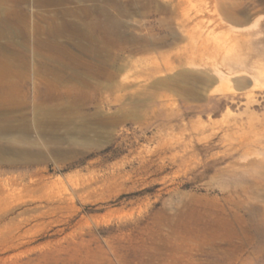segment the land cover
Masks as SVG:
<instances>
[{
    "label": "rangeland",
    "instance_id": "rangeland-1",
    "mask_svg": "<svg viewBox=\"0 0 264 264\" xmlns=\"http://www.w3.org/2000/svg\"><path fill=\"white\" fill-rule=\"evenodd\" d=\"M40 1L0 0L10 26L0 25V79L27 86L13 102L32 100L39 84L87 106L57 147L31 133L42 149L30 167L0 165V184L40 178L0 195V264H264V0ZM69 8L75 15H62ZM86 19L109 61L95 60V91L70 79L69 67L59 81L39 65L61 45L77 51L64 22ZM114 59L125 71L113 83Z\"/></svg>",
    "mask_w": 264,
    "mask_h": 264
},
{
    "label": "bare ground",
    "instance_id": "bare-ground-1",
    "mask_svg": "<svg viewBox=\"0 0 264 264\" xmlns=\"http://www.w3.org/2000/svg\"><path fill=\"white\" fill-rule=\"evenodd\" d=\"M19 1V0H17ZM43 1V0H41ZM40 1V2H41ZM44 1H49L53 4H55L56 2H58V0H44ZM61 2L63 0H60ZM131 1V0H129ZM39 2V0H38ZM42 3V2H41ZM50 3V4H51ZM60 3V2H59ZM82 3V2H81ZM52 4V5H53ZM127 4V3H125ZM79 5V3H78ZM90 5V4H89ZM124 5V4H123ZM41 6V5H40ZM70 6V5H69ZM86 7V6H85ZM104 7V6H103ZM126 7V6H125ZM92 8V7H91ZM74 9V8H73ZM84 9V10H83ZM104 9V8H103ZM129 9V8H127ZM92 9L88 8H82L81 11H84L83 13H89ZM126 10V9H125ZM103 11V10H102ZM114 11V10H113ZM69 13V14H73L75 15L74 10H70L67 9L62 12V15ZM82 13V14H83ZM131 13V12H130ZM2 14V13H1ZM4 14V13H3ZM54 15V14H53ZM67 15V14H66ZM89 15V14H88ZM87 15V16H88ZM3 16V15H2ZM72 17V16H71ZM85 17V16H84ZM93 17V15L91 16ZM105 17H107L105 15ZM57 18V17H56ZM65 18V17H64ZM115 18V17H114ZM53 19V17H52ZM58 19V18H57ZM71 19V18H70ZM77 19V18H76ZM85 19V18H84ZM96 19V18H95ZM108 19V17H107ZM6 20V19H5ZM59 20V19H58ZM73 20V19H72ZM81 20V19H80ZM102 20V19H101ZM104 20V19H103ZM25 22V21H24ZM49 22V20H48ZM53 22V21H52ZM70 22V21H69ZM72 22V21H71ZM87 19L82 21V22H72V23H65L66 24H70L73 28V37H72V41L73 43H75L74 45L76 46V49L78 48L77 51H75L73 48H70L69 45H61V48L63 51H61L59 54L57 55H44L46 56L44 59L41 60V64L39 63L40 66H47V70H45V73L52 74L51 76H54L57 74H60V72L62 73L64 71L67 73V76H69V78H73L78 80L81 84L82 87H84V89H91L93 90V82H91V77H93L96 72L94 71V67L96 64L95 60H98L99 63L101 64H106L105 67L107 66V62L109 63V61H107L106 56H104L103 54L101 55V53L104 52H98L97 49L95 48L96 46H93L96 39L88 34L86 31L88 30V26L90 25L88 23L87 26ZM103 23V22H102ZM110 23V22H109ZM119 23V22H118ZM54 24V22H53ZM62 24V23H61ZM60 24V25H61ZM94 24V23H93ZM96 24V23H95ZM106 24V23H105ZM0 25H2L5 29H7L6 27H10L9 25H6L5 22L3 21V19L0 17ZM59 25V24H58ZM104 25V23H103ZM6 26V27H5ZM94 26V25H93ZM108 26V25H106ZM1 27V26H0ZM2 27V28H3ZM51 27H52V23H51ZM50 27V28H51ZM61 27V26H60ZM70 27V26H69ZM92 27V25H91ZM67 28V27H66ZM52 29V28H51ZM57 29V28H56ZM63 29V28H62ZM3 30V29H2ZM1 30L0 34L3 33V31ZM70 30V29H69ZM96 30V29H95ZM8 31V30H7ZM49 31V30H48ZM67 31V30H66ZM106 31V30H103ZM111 32V30H109ZM21 32V31H20ZM47 32V31H46ZM52 32V31H51ZM50 32V34H52ZM62 32V31H61ZM90 32V30H89ZM114 32V30H113ZM25 33V32H24ZM91 33V32H90ZM104 33V32H102ZM14 34V33H13ZM39 34V33H38ZM37 34V35H38ZM46 34V33H45ZM48 34V32H47ZM57 34V33H56ZM55 34V35H56ZM60 33H58L59 35ZM114 34V33H113ZM187 34V33H185ZM6 35V34H5ZM62 35V33H61ZM102 35V34H101ZM190 35V34H189ZM50 36V35H49ZM116 36V35H114ZM119 36V35H117ZM4 37V36H3ZM42 37V36H41ZM39 39V41H41L42 39ZM53 37V36H52ZM56 37V36H55ZM58 37V36H57ZM54 38L55 43L57 44L58 39ZM62 37V36H61ZM7 38V37H6ZM14 38V37H13ZM38 38V37H37ZM45 38V37H44ZM47 38V37H46ZM51 38V37H49ZM97 38V37H96ZM9 39V38H7ZM68 39V38H67ZM98 39V38H97ZM153 39V38H151ZM150 39V40H151ZM2 40V39H1ZM12 40V39H11ZM47 40V39H46ZM57 40V41H56ZM60 40V39H59ZM66 40V39H65ZM82 40H86L87 43H83ZM99 40V39H98ZM122 40V39H121ZM4 41V40H3ZM50 41V40H49ZM52 41V40H51ZM146 41V40H145ZM156 41V39H155ZM159 41V40H158ZM1 42V41H0ZM43 42V41H41ZM48 42V41H46ZM44 42V43H46ZM119 42V41H118ZM149 42V41H147ZM146 42V44H147ZM3 43V42H1ZM13 43V42H12ZM20 43V42H19ZM32 43V42H31ZM37 43V42H36ZM39 43V42H38ZM65 43V42H64ZM100 43V42H99ZM98 43V44H99ZM7 44V42H6ZM10 44V42H9ZM41 44V43H40ZM49 44V43H48ZM52 44V43H51ZM54 44V43H53ZM55 44V45H56ZM144 44V43H143ZM149 44H154L149 43ZM14 45V44H12ZM29 45V44H27ZM38 45V44H37ZM36 45V46H37ZM43 45V43L41 44ZM5 46V45H3ZM1 45V48L3 47ZM9 46V45H8ZM16 46V45H15ZM48 46V45H47ZM53 46V45H52ZM59 46V45H58ZM98 46V45H97ZM104 46V45H103ZM103 46H99L100 49L103 48ZM6 47V46H5ZM21 47V46H20ZM26 47V45H25ZM33 47V46H32ZM38 48V46H37ZM41 48V47H40ZM39 48V49H40ZM51 48V47H50ZM4 49V47H3ZM2 49V50H3ZM6 49V48H5ZM4 49V50H5ZM23 49V48H21ZM47 49V48H46ZM99 49V50H100ZM7 50V49H6ZM10 50V49H9ZM27 50V49H26ZM41 50V49H40ZM43 50V49H42ZM49 50V49H48ZM104 50V49H103ZM106 50V49H105ZM8 51V50H7ZM55 51V50H54ZM140 51V50H139ZM6 52V51H5ZM13 52V51H12ZM59 52V51H58ZM57 52V53H58ZM39 53V52H38ZM51 53V52H50ZM54 53V52H53ZM56 54V53H55ZM106 55V53H105ZM112 56V55H111ZM41 57V56H40ZM83 57H89V60H84L85 58ZM214 57V56H213ZM109 60V57H107ZM111 58V57H110ZM123 58V57H122ZM87 59V58H86ZM113 59V57H112ZM118 59H114L111 64V67H114V69L112 70H108V72L106 73V76L108 77L109 80H111V82H115V80L122 76V73L125 71V67L124 65H117L116 61ZM95 61V62H94ZM217 61V60H216ZM218 62V61H217ZM224 62V61H223ZM120 63V62H119ZM211 63V62H210ZM241 63V62H239ZM144 65V64H143ZM59 66L60 70H54L52 69V67H56ZM81 67H85L84 71L79 69ZM96 66H98L96 64ZM192 66V65H191ZM61 67H69V69H61ZM99 67V66H98ZM97 67V68H98ZM212 67V66H211ZM264 67V66H263ZM96 68V67H95ZM101 68V67H100ZM104 68V67H103ZM157 68V67H156ZM110 69V67H109ZM208 69V68H207ZM96 70V69H95ZM106 70V69H105ZM142 70V69H141ZM209 70V69H208ZM221 69H215L214 71V75L215 77L219 78V80H225V77L223 76L222 72L219 71ZM37 71V70H34ZM42 71V70H40ZM107 71V70H106ZM259 71V69H258ZM263 73H264V68L262 69ZM98 72V71H97ZM2 73V72H1ZM37 73V72H36ZM102 73V72H101ZM224 73V72H223ZM25 74L27 75V73L25 72ZM225 74V73H224ZM3 75V74H2ZM5 75V73H4ZM47 75V76H48ZM65 75V74H64ZM63 75V76H64ZM97 75V74H96ZM104 75V74H103ZM262 75V74H261ZM264 75V74H263ZM27 77V76H26ZM50 77V76H49ZM188 77V76H186ZM185 76L183 78H186ZM51 79L53 77H50ZM59 79V76H57L55 79ZM102 78V77H101ZM189 78V77H188ZM3 79V78H1ZM0 79V80H1ZM6 81L7 78L5 77ZM54 79V80H55ZM63 79V78H62ZM115 79V80H114ZM227 79V78H226ZM114 80V81H112ZM197 80L199 81H203V79L197 78ZM4 80V82L1 80L0 81V134L3 136H6L5 143H3V151L0 152V165H6L8 167H24V166H29L31 165V163H33V161H35V156L38 154L39 151H41L42 147H40L39 142L35 141V140H30V135L32 132H34L35 130L40 131V134H45L48 136V140L50 141L51 139V143L54 142V145H56V147L59 145V143L62 140V137L60 136L61 133L59 134V132L62 130V128H65L66 130L71 129L72 131H76L77 128V123L78 121L76 120V114L80 111L81 107L84 106V104H79L77 101V96L72 99L70 98V96L68 94H66L65 92H63L62 90H58V93L53 95H48L47 93H42L43 90L40 88V85L38 84H32V100H27L24 102H19L18 100L15 101L17 99L18 93L21 92V90L23 91V87H25V85L19 86V84L17 85V83L12 84L8 83ZM15 81V80H14ZM60 81V79H59ZM68 81V80H66ZM53 82V81H52ZM75 82V81H74ZM126 82V81H125ZM130 82V81H129ZM223 82V81H221ZM51 83V82H50ZM55 83V82H54ZM59 83V82H58ZM64 83V82H63ZM224 83V82H223ZM53 84V83H52ZM61 85V83H59ZM79 84V83H78ZM78 84L75 85L76 87L78 86ZM79 84V85H81ZM133 84V83H132ZM136 84V83H135ZM57 84H54L53 86H55ZM58 85V86H60ZM51 86V85H50ZM57 86V87H58ZM67 87L69 85H66ZM116 86V84L114 85ZM131 86V85H130ZM129 84H125V83H120L118 85V87L120 88V91L123 89L127 90V88H130ZM136 86V85H135ZM27 87V86H26ZM25 87V88H26ZM29 87V86H28ZM64 87V85H63ZM73 87V86H72ZM81 87V89H82ZM66 88V87H65ZM75 88V87H73ZM56 89V87H55ZM64 89V88H63ZM69 89V87H68ZM80 89V86H79ZM102 89V88H101ZM25 91H27L26 89H24ZM29 90V89H28ZM45 90V89H44ZM52 90V89H51ZM83 90V89H82ZM97 90L94 89L93 91ZM31 91V90H30ZM29 91V92H30ZM48 91V90H47ZM74 91V89H73ZM90 91V90H89ZM119 91V92H120ZM28 92V91H27ZM26 92V93H27ZM46 92V90L44 91ZM50 92V91H49ZM80 92V91H79ZM22 93V92H21ZM20 93V94H21ZM51 93V92H50ZM53 93V92H52ZM51 93V94H52ZM211 93V92H210ZM23 94V93H22ZM4 95L5 96H9V101L8 98H6V100L8 102H5L6 100L2 97ZM76 95V93H75ZM81 95V94H80ZM27 96V95H26ZM82 96V95H81ZM3 99H2V98ZM15 97V98H13ZM28 97V96H27ZM79 97V95H78ZM15 99L13 102V100L11 99ZM83 98V97H82ZM87 98V97H86ZM19 99V98H18ZM4 100V101H2ZM21 100V99H20ZM87 102H90L87 101ZM93 102V101H91ZM82 103V102H80ZM85 106H87L85 104ZM84 106V107H85ZM101 112V111H100ZM99 111H97V113H100ZM80 113V112H79ZM123 113V112H122ZM93 114V113H92ZM97 115V114H95ZM118 115V114H117ZM89 116V115H88ZM110 116V115H109ZM91 117V116H90ZM71 125H74L71 127ZM18 134V135H17ZM39 134V133H38ZM17 135L15 138L11 139L12 136ZM44 136V135H43ZM46 136V137H47ZM0 138H2L0 136ZM3 139V140H4ZM47 140V139H46ZM47 140V141H48ZM64 140V139H63ZM48 141V142H49ZM45 143V142H44ZM46 144V143H45ZM15 145V146H14ZM1 148V149H2ZM46 148L48 150H51V148L53 149V147H50L48 145H46ZM2 153V154H1ZM13 155V157L16 158H6L5 155ZM30 167V166H29ZM15 168V169H16ZM28 170V169H27ZM6 173V172H5ZM4 174V173H3ZM37 173H33L31 175H28V173H23L20 174L18 176H14V177H9L8 179H6L5 181H7L5 184H0V195L8 198L12 195L15 194H19L20 189L17 187L19 185V180L21 181H25L27 178L30 180L28 184H25L24 187L25 188H31L33 186H36L39 184L40 182V178H36ZM1 176V175H0ZM23 184V182H22ZM135 264H218L216 261H210V260H202V259H188V260H168V259H162V260H148V261H141Z\"/></svg>",
    "mask_w": 264,
    "mask_h": 264
}]
</instances>
